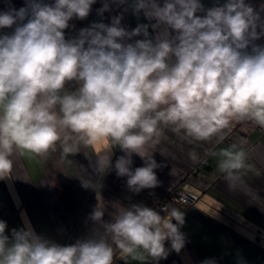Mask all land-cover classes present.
I'll return each instance as SVG.
<instances>
[{"label": "clouds", "instance_id": "clouds-1", "mask_svg": "<svg viewBox=\"0 0 264 264\" xmlns=\"http://www.w3.org/2000/svg\"><path fill=\"white\" fill-rule=\"evenodd\" d=\"M111 2L155 23L128 30L120 14L69 39V22L86 19L96 0H25L19 9L0 12V29L15 25L0 35V179L10 177L14 152L43 156L62 141L70 156L81 146L106 144L93 171L103 178L114 170L138 194L159 186L160 165L144 149L161 125L197 141L233 120L264 127V44L256 43L264 38V6L257 10L246 0H217L207 9L201 0ZM109 10L104 0L97 11ZM114 149L123 153L115 161ZM234 149H225L218 164L230 188L252 167L246 153ZM134 155L143 166L133 169ZM104 215L96 206L90 219L103 231L69 245L37 234L27 221L9 235L0 220V264H114L112 244L124 256L146 254L159 264L168 255L166 242L177 252L185 245L184 214L165 221L153 208L132 204L110 221Z\"/></svg>", "mask_w": 264, "mask_h": 264}, {"label": "crops", "instance_id": "crops-1", "mask_svg": "<svg viewBox=\"0 0 264 264\" xmlns=\"http://www.w3.org/2000/svg\"><path fill=\"white\" fill-rule=\"evenodd\" d=\"M50 1L43 0L48 4ZM108 2L110 10L102 16L97 10L103 6L104 0H96L86 19L74 18L75 27L70 31L65 30L66 38L77 36L80 29L94 22L110 24L112 17L120 14L123 15L121 24L128 30L138 24L155 23L147 20L143 13L138 16L133 14L129 5H117L111 0ZM223 2L219 0V3ZM246 2L257 10L264 6V0ZM201 3L207 9L214 6L217 0H201ZM23 6L25 0H0V12ZM126 7L127 11L124 10ZM261 15L264 16V13ZM14 29L15 25L0 29V35L11 34ZM149 32L153 36L156 34L151 27ZM256 43L264 44V38ZM233 145L234 150L246 153V162L252 167L242 170L236 187L230 188L218 164L222 159L221 153ZM105 147L106 144L81 146L79 152L73 155L77 159L75 163L80 161V165L65 157L69 163L63 169V174L56 183H49L56 197L54 206L45 204L44 197L48 195L46 189L49 188L47 184L40 183L34 189L39 191L37 197L43 198L41 204H33L32 200L29 201L31 196L26 194L28 204L22 205L16 197L14 180L11 177L0 179V220L7 222V234L11 235L14 228L25 227L27 221L37 234L61 245H69L90 236L93 231H103L90 219L96 206L105 212L104 220L110 221L118 211L132 204H143L153 208L165 221L172 219L174 212L184 214L180 231L185 236V245L177 252L172 250L170 242H166L168 255L159 264H203L216 254L223 256L225 264H264V131L252 124H240L239 120H233L209 140L197 141L183 131L176 132L171 126L161 125L158 137L144 149V153L153 156L160 165L155 170L159 186L138 194L130 192L126 178L117 177L114 170L103 178L95 174L96 156ZM122 154L119 149H114L113 161ZM17 155L29 178L36 183L44 170L43 161H37L41 160L40 155L23 151L17 152ZM204 157L208 158L207 164L201 170H196ZM143 164L139 156H133V169ZM81 180L88 181L90 187H83ZM180 185L197 194L195 202L171 203L168 209H163V196ZM112 246L114 264H154L146 254L143 259H132L124 256L115 244Z\"/></svg>", "mask_w": 264, "mask_h": 264}, {"label": "rangeland", "instance_id": "rangeland-1", "mask_svg": "<svg viewBox=\"0 0 264 264\" xmlns=\"http://www.w3.org/2000/svg\"><path fill=\"white\" fill-rule=\"evenodd\" d=\"M74 23H75L74 19L69 22V28H68L69 31L74 29L75 27ZM62 135H66V134H62ZM61 143L62 142L58 143L55 146V148L53 150H50L47 154L40 156L41 160L37 159L39 163L43 161L42 164L44 165V170H43V173L40 175V179L36 183L32 181L33 180L32 178L31 179L29 178V175L27 171L25 170L26 168L24 169V164L22 163L21 158L17 155V152H14L13 156L11 157V159L13 160V168H12L10 177L14 180V183H15L14 187L17 190L16 197L17 199L20 200L22 205L28 204V201L26 200V197H25L26 194H29L31 196L29 201L32 200L33 204L39 205L40 200L43 201L42 197H41L42 199L37 197V194L39 195V191L34 190L39 187L38 184L42 183V184H47L48 185L47 187H49L48 189H46V192L48 195L44 197L46 201L45 204L48 203L54 206L56 197L49 183H52V182L56 183L59 180L61 173L63 172V169H65L66 165L69 163V161H71L70 159H72L74 163L77 161V159H75L73 155L66 156L65 154H63L62 149H61ZM65 157H69L68 162L67 160H65ZM75 164L80 165L82 163L78 161ZM31 166H32V163H31ZM55 167H58V168L54 169ZM22 193L24 196L22 195Z\"/></svg>", "mask_w": 264, "mask_h": 264}, {"label": "built area", "instance_id": "built-area-1", "mask_svg": "<svg viewBox=\"0 0 264 264\" xmlns=\"http://www.w3.org/2000/svg\"><path fill=\"white\" fill-rule=\"evenodd\" d=\"M240 124H252L259 128L260 130L264 131V127H261L254 122L248 120H239ZM208 162V158L204 157L196 166V170H201ZM197 199V194L193 193L189 189H186L184 186H176L171 189L161 200V207L163 209H168L171 203H194ZM210 260H214L215 264H225L224 258L222 255L216 254L211 257Z\"/></svg>", "mask_w": 264, "mask_h": 264}, {"label": "water", "instance_id": "water-1", "mask_svg": "<svg viewBox=\"0 0 264 264\" xmlns=\"http://www.w3.org/2000/svg\"><path fill=\"white\" fill-rule=\"evenodd\" d=\"M51 3H54V0H51V1H50V4H51Z\"/></svg>", "mask_w": 264, "mask_h": 264}]
</instances>
